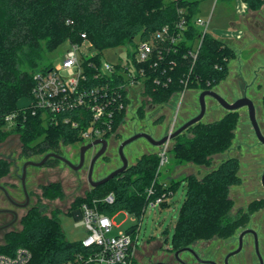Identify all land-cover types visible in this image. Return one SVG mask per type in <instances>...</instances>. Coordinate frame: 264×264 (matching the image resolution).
<instances>
[{"label":"trees","instance_id":"obj_1","mask_svg":"<svg viewBox=\"0 0 264 264\" xmlns=\"http://www.w3.org/2000/svg\"><path fill=\"white\" fill-rule=\"evenodd\" d=\"M240 1L253 11L264 5V0ZM196 2L0 0V141L16 133L22 143L21 154L28 155L38 149L41 153L43 149L60 156L61 146L81 142L79 130L63 123L65 114L52 120L49 114L31 115L28 111L25 119L13 126L5 122L8 114L19 110L31 97L33 74L50 68L51 64L44 63V54L53 52L67 41L80 44L81 34H85L86 40L97 51L94 60L98 63L103 49L127 46V56L131 57L132 49L139 42L148 40L163 26H169L175 33V23L180 16L184 18L185 26L169 53L162 51L161 59L153 55L151 66L149 62L139 65L145 71L142 95L148 101L136 109L137 115L144 112V105H166L183 91H204L218 86L229 73V63L236 54L213 34L207 32L201 36L193 23L198 12ZM199 39L201 44L192 62L189 51L195 48ZM73 116L75 114L68 115ZM236 116V112H228L218 121L192 125L184 131H191L190 137L184 133L176 136L169 151L175 163L208 166L211 157L224 153L231 146ZM125 119L124 111L116 116L112 128L114 134ZM158 164L157 153L142 155L123 173L93 188L79 200L76 209L83 203L92 205V201L97 200L96 208L108 216L126 211L140 219L151 200L164 192L173 193L182 186L183 201L170 240L172 250L189 247L200 240L225 239L236 231L229 189L240 183L237 158L227 157L201 178L188 175L173 187L158 181ZM8 167L9 163L0 159V176L5 175ZM150 187L154 190L152 197L147 196ZM42 190L45 198L62 197L59 184H49ZM109 193L114 195V201L106 204L102 200ZM161 207L168 208L169 204L163 203ZM21 227L20 231L4 236L0 254L11 255L18 247H23L31 254L27 264H66L76 255L91 251L83 248L81 241L65 240L59 211L47 217L33 206L22 218Z\"/></svg>","mask_w":264,"mask_h":264},{"label":"rangeland","instance_id":"obj_2","mask_svg":"<svg viewBox=\"0 0 264 264\" xmlns=\"http://www.w3.org/2000/svg\"><path fill=\"white\" fill-rule=\"evenodd\" d=\"M198 2L200 3V8H202L201 13L199 12ZM198 2H196L198 7V12L196 14L198 15L200 13L201 19L206 20L208 16L212 14L210 25L208 24V32L217 36V32L226 30L227 17H225L224 9L221 8V4H216L214 0H198ZM81 43L82 42H80V44ZM225 43L229 45L227 42ZM83 46L81 51L83 55L86 53L95 55L97 53V51L87 43L83 44ZM65 49L66 43L51 53H45L44 63L58 65ZM128 49L127 46L123 45L107 47L101 51L100 58L113 65L122 63L126 59ZM243 49H245L244 51L248 50L244 45ZM235 54L232 60H236V62L230 61L229 73L226 78L211 90L218 93L229 103H233L243 96L249 98L255 107L257 124L261 133L264 134V84H262V86H257L255 82L250 86H246L242 78L232 73L233 70L237 69L238 59L240 58V61H243L247 57V53L245 52ZM260 61L261 62L258 63L264 64V59ZM256 66H258V64ZM260 77L264 78V71L260 72ZM140 88L141 86L135 89L139 91ZM200 92L202 91H183L169 103L162 106L144 105V112L140 115H137L136 109L148 100L143 97L142 93L133 96L127 108L126 119L123 124L118 127L116 133L108 139V143L111 144V147H109L104 155L98 158L94 163L91 179L93 181L99 180L121 166L117 148L125 139H128L136 133L144 132L155 140H158L175 131L186 121L196 116L199 113L198 95ZM205 105L206 110L204 116L198 123L205 124L215 122L228 113V111L224 110L212 98L206 97ZM233 112H236L237 116L234 124V138L232 144L224 153L211 157L208 166H201L193 162H183L177 165L173 158V154L169 152L174 144V139L169 140L165 146L163 145L161 147L152 146L146 140L138 139L123 149V155L127 160L128 166H131L142 155L151 153H157L158 155L165 149L166 162L160 168L158 181L166 186H172L188 175H193L199 179L225 158L235 156L241 161L239 165V174L246 175L248 172L249 174L256 173V187L252 188L251 192L249 191L250 187H245L244 184L232 186L229 190V195L243 202V198L248 199L245 200L246 202L253 197L252 195L262 196L264 195V189L260 186V177L262 172H264V145L255 137L246 107H242ZM184 135L190 137L192 132H185ZM80 147L81 146L78 144L61 146L60 152L63 157L74 165H77ZM98 149L99 148L87 151L84 164L77 171H73L60 161L53 160H48L46 164L39 168L28 167L27 169L28 175L30 176V182L28 183V191L30 193L28 209L37 206L39 210L43 211V215L47 217H50L54 211H59L60 226L64 233L65 240L70 242L81 241L86 237V231L83 227H75V223L79 218H76L73 212L76 211L79 200L88 195L92 190L87 182V172L90 159ZM21 150L22 143L19 134H10L6 136L4 140L0 141V158H15L16 164L18 165V174H20L22 163L27 160L39 162L48 154L47 150L42 149L40 150L42 152L39 153L38 149V153L32 152L31 154L23 155L21 154ZM13 173L14 169L9 166L5 175L0 176V184L9 186L11 182H13L14 187L19 188L20 183L18 179H14L12 176ZM52 183L60 185L62 197L48 199L43 196L42 188ZM14 196L18 198L20 193L17 194L16 192ZM182 201L183 187L178 186L172 193V197L168 202V208H162L159 205L155 208L147 206L141 216V221L134 213H128L126 211L115 213L112 219L114 227L111 231V235H116L119 232H126L140 222V228L137 232V240L135 242L137 246L136 264H155L158 261H170L173 255V250H169L170 240L174 232L175 222L177 221ZM245 202L243 206H245ZM237 206L238 205H236L235 208ZM25 211L26 210L19 211V215L24 214ZM21 228V225L16 224L13 230L20 231ZM237 232L238 230L234 233ZM3 235L4 233H0V246L4 244ZM221 239L222 238H212L210 239V243H212L213 247H217L218 244L230 242V237L224 240ZM200 245V242H195L189 247L194 253H198ZM225 246L226 248L228 247V245ZM184 256L186 255L184 254ZM187 257L190 260L189 256Z\"/></svg>","mask_w":264,"mask_h":264},{"label":"built area","instance_id":"obj_3","mask_svg":"<svg viewBox=\"0 0 264 264\" xmlns=\"http://www.w3.org/2000/svg\"><path fill=\"white\" fill-rule=\"evenodd\" d=\"M179 14L181 15V12ZM193 23L201 31V36L208 32V20L196 17ZM184 26L185 20L180 16L174 25L175 33L171 32L169 26H163L148 40L139 42L132 49L131 57L126 56L122 63L115 65L101 58L97 63L94 60L96 54L81 53L83 44L91 46L85 34L80 35L81 44L67 41L58 65H51L49 69L33 74L31 97L19 110L5 117L6 124L13 126L24 120L28 111L31 115L49 114L52 120L65 114L63 123L79 130L81 142L78 145L83 146L97 139L108 141L114 135L112 128L116 116L123 111L127 115L132 97L143 91L145 71L139 65L149 62L151 66L153 55L161 59L162 51L164 54L169 53L177 43L178 35ZM200 44L201 39L195 48L189 51L192 62L197 56ZM139 86L141 88L138 91L135 88ZM71 114L75 116L68 117ZM158 156L157 172L166 162V150H162ZM153 195L154 190L150 187L147 196ZM171 197V192H164L151 200L147 206H161L168 203ZM102 201L111 204L114 195L109 193ZM97 202L93 200L92 205L83 203L76 209L79 220L76 221L75 227H83L86 231L81 245L91 251L86 255H76L66 264H132L137 257L135 242L140 222L126 232L111 235L114 214L108 216L100 212L96 208ZM30 258L31 254L26 248L18 247L11 255L0 254V264H27Z\"/></svg>","mask_w":264,"mask_h":264},{"label":"flooded vegetation","instance_id":"obj_4","mask_svg":"<svg viewBox=\"0 0 264 264\" xmlns=\"http://www.w3.org/2000/svg\"><path fill=\"white\" fill-rule=\"evenodd\" d=\"M109 147H111V144L108 143L106 150H108ZM3 160L9 163V166L13 167L14 173L12 176L14 179H18L20 183L19 188L14 187L13 182H11L9 186H3L0 184V233H4V238L6 234L14 231L13 227H15L16 224L21 225L22 218L29 211L28 207L30 193L28 191V183L30 182V176L28 175L27 169L28 167L32 166L26 167L24 177L22 173V167L25 163L34 161L27 160L22 163L20 174H18V165L16 164L15 158ZM238 160L240 165L241 161L240 159ZM218 166L219 165H216L215 168ZM239 173L240 169L238 168L237 174L240 178V183L235 186L244 184L245 187H250L249 191L252 192V188L256 187V173L254 172L249 174L248 172L246 175ZM262 175H264V172H262L260 177V186L262 189H264V185H262L261 182ZM22 178H24L23 182ZM16 192L17 194L20 193L18 198L14 196V193ZM252 196L253 197H251L250 200L246 202L245 200L248 199L243 198L245 202V206H243V201L237 200L234 198V196L231 197L229 195V198L233 201V206L231 209V216L233 218L232 220L235 224L236 231L238 230L237 233H233L231 236H229V243L224 242L218 244L217 247H213L212 243H210V240H200L198 241L201 244L199 246L200 249L198 253H194L190 247L189 248L192 252L181 251V249L173 250L172 260L158 261L155 264H264V195ZM236 205L238 206L235 208ZM24 210H26L25 213L19 215V211ZM225 245H228V247L226 248ZM170 249L171 247L169 246V250ZM184 254L186 256H184ZM187 256H189L190 260Z\"/></svg>","mask_w":264,"mask_h":264},{"label":"water","instance_id":"obj_5","mask_svg":"<svg viewBox=\"0 0 264 264\" xmlns=\"http://www.w3.org/2000/svg\"><path fill=\"white\" fill-rule=\"evenodd\" d=\"M206 97H209V98H212L213 100H215L224 110H226L228 112L236 111L242 107H246L248 118H249L251 127L254 131L255 137L257 138V140L262 145H264V134L261 133L260 128L257 124L256 115H255V107H254L253 102L249 98H247L246 96H243V97L235 100L233 103H229L223 97H221L218 93H216L212 90H204V91L200 92L198 95L199 113L196 116L189 119L188 121H186L184 124H182L180 127H178L175 131L169 133L168 135L161 137L158 140H155L150 135H148L144 132H140V133H136V134L132 135L131 137H129L128 139H125L124 141H122L117 148V154H118V158L121 162V166L119 168L115 169L114 171L110 172L108 175L100 178L99 180L93 181L91 179V175H92L94 163L97 161L98 158H100L102 155H104V153L106 151L108 141L104 140V139H97L91 143H88L86 145L81 146L79 149V161H78L77 165H74L73 163H71L69 160H67L63 156L56 155L54 153H48L39 162L29 161V162L25 163L22 167L23 177L25 176V170H26L27 166L41 167L49 159H56V160L62 162L63 164H65L67 167H69L73 171H77L84 164L85 153L91 149H95L96 147H98L99 148L98 151L90 159L88 172H87V182L89 183V185L91 186L92 189L96 188V187L112 180L113 178H115V176L123 173L128 168L127 160L123 155V149L127 145H129L130 143H132L138 139H144L149 144H151L152 146L161 147V146L165 145L169 140H172L176 136H178L179 134L183 133L186 129H188L192 125L197 124L199 121H201L203 116H204L205 110H206V105H205V98ZM23 179L24 178H22V182L24 181ZM261 182H262V185H264V175H262ZM181 251L192 252L189 247H185V248L181 249ZM177 253H178V251H177Z\"/></svg>","mask_w":264,"mask_h":264},{"label":"crops","instance_id":"obj_6","mask_svg":"<svg viewBox=\"0 0 264 264\" xmlns=\"http://www.w3.org/2000/svg\"><path fill=\"white\" fill-rule=\"evenodd\" d=\"M190 1L198 2V0ZM214 1L216 4H221V8L224 9L225 17H227V28L224 31L217 32V36L213 35L227 42L235 53H247V57L243 61H240L238 57L237 69L233 70L232 73L242 78L246 86H250L255 82L257 86H262L264 78L260 77V72L264 71V64L258 62L264 59V52H262L264 51V5L259 10L253 11L240 0L230 2ZM201 10L199 3L200 13ZM200 13L196 17L200 18ZM211 18L212 14L206 19V21H209V25ZM243 45L248 50L244 51ZM232 61L236 62V60ZM257 64L258 66H256ZM11 168L13 169V167ZM73 214L78 218L77 211H74Z\"/></svg>","mask_w":264,"mask_h":264}]
</instances>
